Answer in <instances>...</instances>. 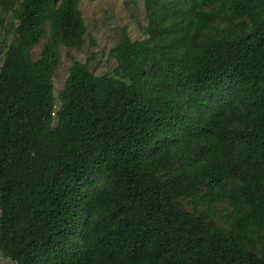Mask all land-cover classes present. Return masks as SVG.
<instances>
[{
    "label": "trees",
    "instance_id": "obj_1",
    "mask_svg": "<svg viewBox=\"0 0 264 264\" xmlns=\"http://www.w3.org/2000/svg\"><path fill=\"white\" fill-rule=\"evenodd\" d=\"M80 2L0 0V255L264 264V0H143L144 38L122 29L113 70L74 61L55 97Z\"/></svg>",
    "mask_w": 264,
    "mask_h": 264
},
{
    "label": "rangeland",
    "instance_id": "obj_2",
    "mask_svg": "<svg viewBox=\"0 0 264 264\" xmlns=\"http://www.w3.org/2000/svg\"><path fill=\"white\" fill-rule=\"evenodd\" d=\"M79 9L87 29L84 45L81 50L59 48L60 60L53 77L55 97L62 89L74 61L86 63L91 58L88 66L96 76L113 70L116 62L109 53L122 29H126L131 40L144 38L146 15L143 0H81ZM15 25L12 14L0 6V65L3 51L13 39ZM39 50L40 46L34 49L35 57ZM0 264L15 263L0 255Z\"/></svg>",
    "mask_w": 264,
    "mask_h": 264
}]
</instances>
